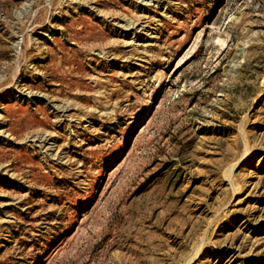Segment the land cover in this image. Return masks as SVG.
I'll list each match as a JSON object with an SVG mask.
<instances>
[{"label": "rangeland", "instance_id": "1", "mask_svg": "<svg viewBox=\"0 0 264 264\" xmlns=\"http://www.w3.org/2000/svg\"><path fill=\"white\" fill-rule=\"evenodd\" d=\"M0 264H264V0H0Z\"/></svg>", "mask_w": 264, "mask_h": 264}]
</instances>
